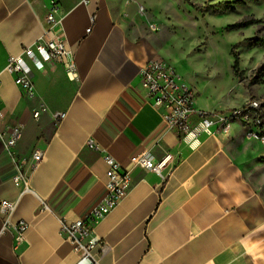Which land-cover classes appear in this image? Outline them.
Masks as SVG:
<instances>
[{
  "label": "crops",
  "instance_id": "1",
  "mask_svg": "<svg viewBox=\"0 0 264 264\" xmlns=\"http://www.w3.org/2000/svg\"><path fill=\"white\" fill-rule=\"evenodd\" d=\"M55 1L53 33L66 40L78 77L62 66L35 69L36 96L27 99L6 63L43 35L52 0H0V133L20 127L14 152L30 185L14 182L17 163L0 139V200L17 202L13 224L29 223L22 238L12 228L0 236V264H76L61 221L83 218L106 196V154L128 170L131 186L94 226L100 264H264V197L249 170L264 147L234 122L181 139L142 87L141 68L161 53L132 23L139 4L159 19V0ZM55 112L65 117L57 122ZM146 151L156 160L171 154L161 173L132 164ZM43 202L49 210H39Z\"/></svg>",
  "mask_w": 264,
  "mask_h": 264
},
{
  "label": "built area",
  "instance_id": "2",
  "mask_svg": "<svg viewBox=\"0 0 264 264\" xmlns=\"http://www.w3.org/2000/svg\"><path fill=\"white\" fill-rule=\"evenodd\" d=\"M59 6L52 0L51 6L46 14V27L44 33L35 42L24 46L17 55L8 57L6 71L13 77L14 83L21 91L22 96L27 99L35 98V86L33 81L34 70H44L47 65L62 66L70 79H76L77 68L72 53L66 40L53 33L56 26L61 23L57 18ZM90 31V29H88ZM50 34L52 36L50 37ZM142 87L146 89L148 96L153 101L156 108L163 111L164 119L181 139L192 136L198 140L203 133L212 134L218 129L228 130L233 120H240L245 124L257 126L256 114L259 110L257 102H249L240 107L232 109L228 115L217 114L212 111L201 109L197 105V92L186 79H184L176 69L162 58H152L145 62L141 68ZM44 107L34 110L33 117L40 118ZM2 112L0 111V118ZM65 117L63 112H55L52 118L60 121ZM255 138L259 133L251 132ZM21 137L19 126L13 127L11 133L6 137L0 133V139L11 159L17 163V174L14 182L17 185H24V190L29 191V180L24 173L25 162L18 161L14 152L15 145ZM264 144V136H261ZM87 145L93 149H100L93 140H89ZM42 155L39 150H35L30 161L34 166L41 161ZM171 160V154H166L161 160H156L151 151H146L130 157V161L135 166L156 173H161ZM107 163V194L86 216L74 222L61 221V234L72 244L74 251L78 255L76 264H100L98 257L93 253L95 246L100 242L94 232L95 224L111 213L118 203L125 197L130 186L131 178L129 172L117 159L110 154L105 155ZM17 202L10 200H0V212L3 215V222L0 226V236L14 229L18 238L23 237L24 231L29 223L19 221L13 224L11 215L16 209ZM40 211L49 210L46 203H42Z\"/></svg>",
  "mask_w": 264,
  "mask_h": 264
},
{
  "label": "rangeland",
  "instance_id": "3",
  "mask_svg": "<svg viewBox=\"0 0 264 264\" xmlns=\"http://www.w3.org/2000/svg\"><path fill=\"white\" fill-rule=\"evenodd\" d=\"M159 0V19L142 4L132 28L155 38L161 56L199 93V103L217 114L257 102L258 125L233 120L245 136L263 147L264 136V0ZM249 21L242 28L229 29ZM238 67L234 70L235 57ZM209 106V107H208ZM259 137L251 136V132ZM250 177L264 197V153Z\"/></svg>",
  "mask_w": 264,
  "mask_h": 264
},
{
  "label": "trees",
  "instance_id": "4",
  "mask_svg": "<svg viewBox=\"0 0 264 264\" xmlns=\"http://www.w3.org/2000/svg\"><path fill=\"white\" fill-rule=\"evenodd\" d=\"M237 1H239V3H244L243 0H237ZM250 24H251V22H249V21H242V22L236 23L232 26H229V29L242 28V27L249 26ZM255 41L260 45H264V37L263 38H255ZM238 63H239L238 56H236L234 66H233L234 70L238 67Z\"/></svg>",
  "mask_w": 264,
  "mask_h": 264
}]
</instances>
